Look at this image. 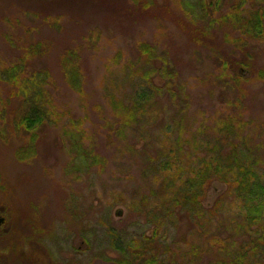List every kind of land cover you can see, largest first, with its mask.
<instances>
[{
  "label": "rangeland",
  "instance_id": "rangeland-1",
  "mask_svg": "<svg viewBox=\"0 0 264 264\" xmlns=\"http://www.w3.org/2000/svg\"><path fill=\"white\" fill-rule=\"evenodd\" d=\"M134 4L0 0V64L27 57L26 68L25 63L21 67L47 76L42 100L52 101L55 114L54 122L35 131L19 128L28 106L0 80V214L9 226L0 230L4 259L13 258L6 250L22 249L26 240V248L37 244L55 255L76 247L93 250L82 261L113 264L122 253L111 236L124 248L133 236H149L153 229L163 234L155 227L164 220H151L159 213L153 194L162 191L150 168L154 157L174 150L181 137L175 152L187 161L194 139L200 132L213 134L208 130L221 114L232 119L229 139L242 136L252 159L257 148L264 178V79L257 78L264 69V48L240 70L247 81L235 87L218 74L219 59L235 56L228 43H221L225 27L209 29L203 41L194 29H205L207 22L195 28L174 10L172 0L128 11ZM37 12L53 17L45 24L34 19ZM208 38L219 45L211 50ZM69 65L78 78L73 83H68ZM84 160H90L85 173L75 167ZM237 206L228 199V219L238 216ZM187 222L170 228L169 248L183 236L189 243L202 242L199 227L188 229Z\"/></svg>",
  "mask_w": 264,
  "mask_h": 264
},
{
  "label": "trees",
  "instance_id": "trees-1",
  "mask_svg": "<svg viewBox=\"0 0 264 264\" xmlns=\"http://www.w3.org/2000/svg\"><path fill=\"white\" fill-rule=\"evenodd\" d=\"M59 1L66 3V0ZM133 1L135 4L128 6V11L135 12L139 8L141 11H147L154 4V0ZM172 2L174 10L182 12L184 18L195 25V28L199 22H207L208 29H194L196 38L199 35L205 41L204 36L211 28L223 26L227 29L221 43H228L235 56L227 55L219 59L218 74L222 80L226 78L235 84V87L240 86L241 81L246 80L240 70L250 67L247 63L255 57L256 49L264 48V0ZM34 15L36 21L40 20L45 24L53 17L39 12ZM207 42L211 50L219 45V42L210 41L209 38ZM26 60L27 57L20 60L18 57L13 61L9 60L7 65L0 64V80L3 78L12 86L28 106L18 122L19 128L23 126L26 131H35L40 125L54 122L55 114L52 101L42 100L44 95L48 94L45 88L48 86L47 76L35 72L25 73ZM68 72V83L75 82L78 78L71 65ZM71 73L75 76L70 79ZM257 74L258 79H264L263 68L260 67ZM27 75L33 76L29 78ZM249 77L250 73L248 79ZM30 89L39 92L29 94ZM40 93L42 96L37 97ZM219 118L217 124L208 130L213 134L200 132L198 138L194 139L188 150L187 161L178 157L175 152L181 146V137L173 144L174 150L170 149L159 158L154 157L156 160L150 168L152 173L158 175L153 178L156 187L162 191L153 194L156 195L151 202H155L154 208L159 213L151 220H164L163 223L158 222L155 227L162 228L164 233L157 236L153 229V234L149 236L135 235L137 239L134 236L127 239L128 245L125 244L124 248L119 246L116 236H111L114 241L112 245L122 253L115 264H264V227L260 225L264 220V178L262 179L258 172L262 164L260 166L257 148L256 158H251L250 150L244 147L247 145L242 136H237L236 140L229 139V133L234 132L230 131L231 117L221 114ZM30 141L31 145L36 141L34 134H30ZM81 155L84 158V154ZM22 159L24 158L20 161ZM94 159L100 164L95 156ZM79 161L81 165L82 160ZM89 161L84 160L82 166L75 167H79L78 171L83 173L88 172ZM71 170L73 171V168ZM212 198L214 199L211 201ZM228 199L229 202L238 204V216L232 219H228L229 213L225 207L228 205ZM151 213L152 211L149 212L150 216ZM179 220H188V229L191 230L198 226L203 235L202 242L189 243V236H183L178 238L179 240H173V248H169L165 243L167 233L170 228L178 227ZM206 225L208 227L204 230ZM218 256H221L219 261Z\"/></svg>",
  "mask_w": 264,
  "mask_h": 264
},
{
  "label": "flooded vegetation",
  "instance_id": "flooded-vegetation-1",
  "mask_svg": "<svg viewBox=\"0 0 264 264\" xmlns=\"http://www.w3.org/2000/svg\"><path fill=\"white\" fill-rule=\"evenodd\" d=\"M4 218L3 222L0 225V230H6L9 229V226L6 225L7 220H5L4 214H0ZM5 233H1L0 237L3 238ZM84 244L87 243L85 238L83 239L81 236L80 239ZM28 241H24L23 248H18L17 250H6L5 252L8 254H11L12 259L7 255L5 259L0 256V262L1 264H11V262L14 261V264H86V262L82 261V259L85 256V252L93 251V250H83L81 248L76 247L75 250L66 251L67 253L60 252L59 254L55 255L52 252L40 248L37 244H34V248L29 249L26 248ZM73 252V253H71ZM88 256V255H86ZM82 257V258H80ZM116 259H114L113 264L115 263ZM88 264V263H87Z\"/></svg>",
  "mask_w": 264,
  "mask_h": 264
},
{
  "label": "water",
  "instance_id": "water-1",
  "mask_svg": "<svg viewBox=\"0 0 264 264\" xmlns=\"http://www.w3.org/2000/svg\"><path fill=\"white\" fill-rule=\"evenodd\" d=\"M120 214H121V211L118 210V211L116 212V215H120ZM3 220H4V218L0 216V225H1V223L3 222Z\"/></svg>",
  "mask_w": 264,
  "mask_h": 264
}]
</instances>
